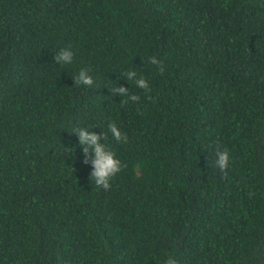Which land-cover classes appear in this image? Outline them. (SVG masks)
<instances>
[{
  "label": "trees",
  "instance_id": "obj_1",
  "mask_svg": "<svg viewBox=\"0 0 264 264\" xmlns=\"http://www.w3.org/2000/svg\"><path fill=\"white\" fill-rule=\"evenodd\" d=\"M82 68L91 87L74 84ZM121 85L140 101L122 106ZM80 127L121 161L108 190ZM169 256L264 264V0H0V264Z\"/></svg>",
  "mask_w": 264,
  "mask_h": 264
},
{
  "label": "clouds",
  "instance_id": "obj_2",
  "mask_svg": "<svg viewBox=\"0 0 264 264\" xmlns=\"http://www.w3.org/2000/svg\"><path fill=\"white\" fill-rule=\"evenodd\" d=\"M74 52L70 46L60 48L55 53L54 60L58 64L66 65L73 62ZM149 63L156 65L158 70L163 73V62L158 60L155 56L149 58ZM124 78L129 84H134L137 88L143 90L146 94L151 92L148 80L142 75L138 74L135 70H128L124 73ZM74 84L77 86L84 85L91 87L94 83L92 76L87 69H80L77 76L73 79ZM113 96L119 95L122 106L131 102H139L140 96L136 93L130 92L129 87L116 86L111 90ZM108 132L112 138L120 143H127L128 136L122 132L120 127L115 122H109ZM73 133L78 137V143L82 148L83 160L85 165H91L90 180H93L97 187H102L108 190L111 187V180L122 169L121 161L116 157L115 153L106 146L103 141L107 136L102 132L98 134L87 127H80L73 130ZM216 166L221 171H226L229 164V153L227 150L216 149ZM164 264H177V261L169 256Z\"/></svg>",
  "mask_w": 264,
  "mask_h": 264
}]
</instances>
